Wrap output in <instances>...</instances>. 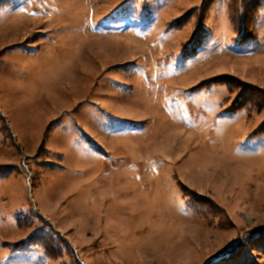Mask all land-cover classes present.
I'll return each mask as SVG.
<instances>
[{
    "label": "rangeland",
    "instance_id": "374dc122",
    "mask_svg": "<svg viewBox=\"0 0 264 264\" xmlns=\"http://www.w3.org/2000/svg\"><path fill=\"white\" fill-rule=\"evenodd\" d=\"M204 1L0 0V264H264V7Z\"/></svg>",
    "mask_w": 264,
    "mask_h": 264
},
{
    "label": "trees",
    "instance_id": "16d2710c",
    "mask_svg": "<svg viewBox=\"0 0 264 264\" xmlns=\"http://www.w3.org/2000/svg\"><path fill=\"white\" fill-rule=\"evenodd\" d=\"M221 0H205L202 6L200 7L201 14L203 12V15L206 16L209 14V12L214 8V6ZM264 7V0H228L227 3V10H228V16L229 20L231 22V25L234 29V32L237 36V42L238 43H246L249 41H253L257 39V34L254 31V27L257 23L258 16L260 10ZM189 21L180 20L177 25L179 27H184L187 25ZM198 31L196 33V36L194 37L193 44H195L199 39H201L203 36L208 34V31L204 28L203 24L199 23L197 27ZM188 52V50H187ZM229 79H220V80H214L208 83L209 86L212 85H226L232 90V85L228 82ZM206 86V85H205ZM245 88V87H244ZM246 89H249L240 99L237 103L234 104V106L228 111L231 114H236L238 112H241L243 110H252L257 108L258 110H261L264 108V104H260L263 101L258 98V96H254V98H250V94H252L251 91H254L252 88L247 87ZM251 90V91H250ZM245 100V101H244ZM246 102V103H245ZM245 103V104H244ZM261 134L264 133V126L260 129ZM0 175H2L0 173ZM41 243V242H40ZM45 253L51 258H55V250L51 241H43L41 243ZM57 255L56 257H58ZM241 260L239 262H234L233 264H240ZM227 264V263H223Z\"/></svg>",
    "mask_w": 264,
    "mask_h": 264
}]
</instances>
